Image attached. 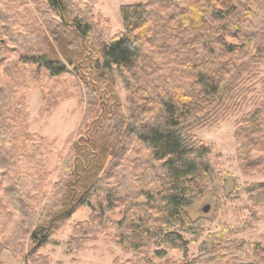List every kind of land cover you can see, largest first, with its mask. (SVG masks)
I'll use <instances>...</instances> for the list:
<instances>
[{"label":"trees","instance_id":"16d2710c","mask_svg":"<svg viewBox=\"0 0 264 264\" xmlns=\"http://www.w3.org/2000/svg\"><path fill=\"white\" fill-rule=\"evenodd\" d=\"M8 2L0 0V226L20 227L18 238L4 241L13 257L24 260L26 240L34 244L30 261L58 245L56 234L88 208V221L67 243L70 254L82 248L78 232L92 237L113 228L115 245L136 256L114 264H156L177 251L183 259L169 264H264V238L234 239L259 223L255 211L242 227L208 234L198 256H189L191 242L211 226L189 211L206 198L235 199L213 148L195 131L237 118L243 174L264 175V0H147L121 8L124 30L116 36L95 0H45L61 22L46 12L42 19L73 37L53 38L50 53ZM27 73L37 83L43 74L75 75L90 95L87 109L102 104L87 134L69 144L73 158L53 188L46 168L56 147L15 129L28 109ZM118 82L125 105L114 92ZM235 189L264 213V183L240 189L236 182Z\"/></svg>","mask_w":264,"mask_h":264},{"label":"rangeland","instance_id":"374dc122","mask_svg":"<svg viewBox=\"0 0 264 264\" xmlns=\"http://www.w3.org/2000/svg\"><path fill=\"white\" fill-rule=\"evenodd\" d=\"M7 3L14 9L18 24L31 28L33 33H38V45H41L45 52H52L56 44L53 38H73L68 30V34L63 30L56 29L58 33H54L53 26H49L42 16L48 13V17L61 22L60 16L54 13L49 15L48 6L45 0H8ZM88 2L89 0H81ZM96 14H99L111 22L112 36H116L123 32L124 25L121 15L123 6L144 4L147 0H95ZM60 30V31H59ZM91 43V42H90ZM41 48V49H43ZM43 49V50H44ZM18 52H25L24 48L19 45ZM5 57V51L0 49V55ZM33 73V72H32ZM32 73L24 74L22 82L26 80L27 103L28 109L25 115L18 118L16 123V131L22 136L36 135L46 139L49 143H53L56 151L51 158L46 171L49 175V183L53 186L57 184L61 174V170L67 163V159L73 158L69 148V144L76 143L82 136L87 134L91 123L101 111L102 104L99 103L97 108L87 109L90 95L85 87L82 79L79 82L74 76H65L59 79H49L45 74L38 80ZM83 84V86L81 84ZM87 84V83H86ZM261 86H259V89ZM120 102L125 105L126 93L122 85L118 82L114 89ZM92 96V95H91ZM86 100V101H85ZM86 103H85V102ZM83 102V103H82ZM89 110L90 115L85 119V114ZM237 118H233L228 122L221 123L216 127H208L195 131L198 141L211 146L214 150V166L223 175L228 176L227 191L233 194L235 199L217 202L211 198H206L189 211L192 220L200 218L207 219L211 226L205 231L204 235L193 242V237L185 236L188 241H192L189 249L190 257H197L201 243L208 237L210 233L219 232L220 227L228 228L242 227L247 218L251 216V212L255 211L260 217L259 223L253 225L252 230L237 235L234 239L244 241L251 244L262 242L264 238V213L260 209H256L249 201L248 197L241 195L238 199V191L235 189L237 182L240 189L246 184L264 183V175L248 176L244 175L242 168L238 162V151L240 144L236 139ZM69 156V157H68ZM72 160V159H71ZM70 160V161H71ZM236 190V191H235ZM235 191V193H234ZM237 193V195H236ZM205 206H210L211 211L208 214L203 213ZM255 208V209H254ZM91 211L86 208L78 211L73 215L72 219L65 227L53 238L58 245H48L40 250V256L30 261L27 252H29L34 244L30 240H26V255L24 260H18L13 257L5 246L6 240H14L20 236V227L15 222L10 224L13 227L0 226L2 235L0 236V261L3 264H114L115 262L123 263L128 259L136 256L124 254L112 241L115 234L113 228H109L106 233L94 236H81L82 232H78L77 241L82 244V248L75 253H68L67 243L70 240L74 228L77 225L88 221ZM122 217L120 212L113 215L114 220H120ZM17 228V229H16ZM241 231V230H240ZM7 232V233H6ZM10 232V233H8ZM5 241V242H4ZM183 259L181 252H173L169 254L167 261L155 260L156 264H169L171 261ZM228 264H249L239 261H227ZM225 263V264H227Z\"/></svg>","mask_w":264,"mask_h":264},{"label":"water","instance_id":"95a60500","mask_svg":"<svg viewBox=\"0 0 264 264\" xmlns=\"http://www.w3.org/2000/svg\"><path fill=\"white\" fill-rule=\"evenodd\" d=\"M211 211V207L210 206H205L204 209H203V213L206 215L208 213H210Z\"/></svg>","mask_w":264,"mask_h":264},{"label":"flooded vegetation","instance_id":"af4514ba","mask_svg":"<svg viewBox=\"0 0 264 264\" xmlns=\"http://www.w3.org/2000/svg\"><path fill=\"white\" fill-rule=\"evenodd\" d=\"M1 42H2V39L0 37V49L2 48V43ZM2 56H3V54L0 55V58H2Z\"/></svg>","mask_w":264,"mask_h":264}]
</instances>
